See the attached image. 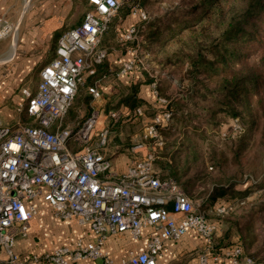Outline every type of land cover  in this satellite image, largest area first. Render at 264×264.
<instances>
[{
    "label": "built area",
    "instance_id": "obj_1",
    "mask_svg": "<svg viewBox=\"0 0 264 264\" xmlns=\"http://www.w3.org/2000/svg\"><path fill=\"white\" fill-rule=\"evenodd\" d=\"M90 9L79 24L63 31L56 39L54 57L39 71L36 90L22 88L25 111L31 123L5 125L0 122V264H25L15 251L18 238H27L30 221L37 214L35 200L45 202L55 219L74 220L87 227L92 239L75 242L73 247L61 246L50 253L33 255L34 262L76 264L82 260H101L115 264L103 250L111 235L128 233L139 239L145 230L151 234L143 251L128 250L116 264H157L164 242L178 241L189 230L197 232L206 248L197 256L198 264H255L245 256L240 244L214 248L212 237L215 222L195 209L193 201L172 179L162 180L155 167L157 152L163 145L160 130L168 126L174 112L166 108L167 101L159 95L156 81L151 82L157 111L142 126L138 141L129 148L130 163L121 174L113 170L106 155L111 127L120 118L110 110L104 124L94 111L73 127L61 126V120L72 105L78 87L87 76H93L107 56L101 38L116 17L123 0H87ZM139 21L146 19L144 11L130 10ZM11 31V25L0 18V39ZM138 25H131L118 39L132 42ZM132 58L123 62L119 74L135 69L139 64L137 50L128 49ZM92 99L99 97L95 85L86 87ZM135 108L134 116L142 115ZM241 128L233 120L232 132L223 138H233ZM232 208L219 204L215 213L222 216Z\"/></svg>",
    "mask_w": 264,
    "mask_h": 264
},
{
    "label": "rangeland",
    "instance_id": "obj_2",
    "mask_svg": "<svg viewBox=\"0 0 264 264\" xmlns=\"http://www.w3.org/2000/svg\"><path fill=\"white\" fill-rule=\"evenodd\" d=\"M32 1L35 2V6H46V3L41 2L44 0ZM53 1L55 2L56 0H50V3H53ZM190 3L191 0H123L117 16L111 20L108 30L102 36L108 37L106 41L108 43L105 45L111 47L109 52L119 53L122 48V54H124V47L126 46L128 49L135 48L137 50L136 56H138L139 67L149 72L145 76L147 84L156 81L159 89L160 81L159 79L157 81L158 77L164 74L165 76L163 77L166 78L167 82H170L174 75V78L179 79L180 82L186 81L188 85L187 89L189 90L190 81L184 75V71H178L174 64H161V61L164 59H162L160 53L170 40L166 30L167 26L176 25L180 23L179 21L187 20L190 17L196 19L197 15L202 13L207 7L205 4H202L197 9L190 11ZM47 5L52 6V4ZM132 8L144 11L146 19L143 22L139 21L136 15L130 13ZM89 9L85 0H74L69 17L73 18V23L75 24ZM9 22L11 31L6 36L10 35L17 25L14 21ZM128 23L137 24L138 29L139 26L140 29L136 39L125 43L121 47L120 44L123 43L117 41L118 39L114 37V29L117 26V29L120 30V24ZM65 29L64 27L57 32L54 36L55 42ZM159 31L164 36L161 46L160 42L155 40L159 36L157 34ZM153 44H156L157 47L154 48ZM166 68H173V72ZM162 69L168 71L161 72ZM156 70L158 71L157 73L155 72ZM34 78L35 76L32 77L33 82ZM80 87H78L68 113L63 118L65 122H70L73 125L78 124L89 115L91 111L90 103L93 102L92 99L84 97L83 90ZM253 95L252 91L249 92V98H246L244 104H242L243 107L250 100L251 113H249L248 107L247 110H240L239 119L244 127V131L233 141L225 140L222 137L225 131L226 133L229 131L232 116L225 115L221 112L220 107H217V113L214 116L216 124L213 130L206 128L202 123L200 124L204 115L195 113L196 116L192 117V120H189V122L193 121V125L200 126V128L194 130L191 126V131L187 133L182 132L181 136H175V133L170 129L174 121H181V114L174 112L172 122L160 130L163 145L158 153L159 157L156 161V167L159 170L160 164L165 165V162L170 164L174 152L173 147H175L176 142L178 144L186 134L190 136L192 132L191 138L197 142V145L200 146L204 153L201 155V159L194 163L197 165L194 167L197 172L187 170L184 175L180 176L178 182L185 190H189L195 209L204 212L208 219L218 222L223 241L227 242L229 239L235 240L238 238L246 251L264 258V128L262 127L263 118H258L253 111V108L255 110L258 109V105L252 97ZM165 96L169 98L170 95ZM153 105L152 109L148 106H145V109L141 107L143 110L141 116H134L132 113L133 108L135 109V107L140 105L129 108V113L126 115L121 116L120 114V118L111 127V134L108 137L109 143L105 150L107 156L110 157L114 153L113 156L123 155L127 157L128 155L131 159L129 148L134 142L138 141L141 135L142 126L144 125L142 124V119L147 118L144 121L147 122L156 113L158 107L156 104ZM210 108L211 106H207V114L211 111ZM118 110V107H114V111ZM105 115L102 116L104 124H112V121L105 118ZM66 118L68 119L67 121ZM167 143H171V145L167 146ZM222 148H232L234 150V154L229 155V161L224 167L218 165L220 161L216 156L210 155V152H214V149L222 150ZM216 166L219 171L215 168ZM223 168L224 171L222 170ZM223 175H229V177L218 178V176ZM193 176H197V182L190 180ZM230 179H233V183L231 181L228 182ZM186 183L192 186L185 187L184 184ZM214 184H219L220 186H214ZM220 203L230 206L232 210L222 216L215 215L214 208ZM50 215L52 216L51 212ZM51 222L55 227L62 223L53 216L51 217ZM24 239L26 238L20 240ZM33 241L37 240L34 239Z\"/></svg>",
    "mask_w": 264,
    "mask_h": 264
},
{
    "label": "crops",
    "instance_id": "obj_3",
    "mask_svg": "<svg viewBox=\"0 0 264 264\" xmlns=\"http://www.w3.org/2000/svg\"><path fill=\"white\" fill-rule=\"evenodd\" d=\"M73 1L56 0L50 3V0H44L41 2L46 3V6H35V2L32 0H0V18L6 22L14 21L17 24L10 35L0 39V122L2 124L14 126L22 122L23 111H18V107L25 103V98L20 90L22 88H28L32 92L36 90L39 71L54 57L56 47L54 36L64 27L67 30L79 24L82 20L81 17L74 24L73 18L69 17ZM85 1L88 8H90L87 0ZM47 4H52V6ZM131 25L133 24H120V30L116 26L114 37L118 39ZM107 40L108 37L104 36L100 42L101 47L107 49L106 59L97 67L93 76L85 78L84 85L80 87L83 90L84 97L89 99L92 98L87 94V86L95 85L99 91V97L92 99L93 102L90 103L91 111L89 115L97 111L103 116L108 111L114 110L113 105L117 104L120 97H125L131 92L133 87L136 91V97L142 101V108L145 109V106H148L152 109L153 104L157 106L152 93L151 82L149 84L145 82V76L149 72L144 71L138 64L132 71L119 74L123 62L130 60L132 54L128 52L127 46L124 47V54H122V48L119 53L109 52L111 47L105 45L108 43ZM120 46L122 47L124 44H120ZM166 69L172 71L173 68ZM166 69H162L161 72ZM33 76H35L34 82L32 80ZM163 76L165 75L162 74L157 78V81L158 79L160 81V92L164 95H170L169 98L174 102H187L189 96L187 82H180L179 79L174 78V75L172 76V81H174L167 82ZM118 108L121 116L129 113V108L124 103L120 102ZM145 119L147 118L142 119V124L146 121ZM62 123L63 126H74L70 122ZM170 127L175 136H181L185 129H191L189 124L182 126L180 120L178 122L174 121ZM113 154L110 157L108 156L113 170L116 174H121L130 163V158L128 155L126 157L123 155L113 156ZM220 204L224 205L223 203ZM34 205L37 214L30 221L29 234L24 240L18 238L19 240L17 239L15 246V251L24 258L25 264H50L34 262L31 260V256L50 253L61 246L73 247L78 240L83 243L91 241L92 235L87 227L77 225L74 220H64L67 221L64 222L58 219L56 220L62 223L55 227L51 222L52 216L48 205L40 199L35 200ZM215 215L217 214L215 213ZM210 221L215 222L218 228L213 235V241L220 244L218 247L223 248L238 243L243 252L245 251L238 238L235 240L229 239L227 242L221 241V229L218 222ZM54 223L56 224V222ZM150 234V230H145L139 239H133L128 233L111 235L107 238L103 250L116 264L128 250L135 252L145 250ZM34 239L37 241L34 242ZM205 248V240L194 230H189L178 241L168 240L164 242L163 249L157 257V264H198L197 256ZM76 264H101V260H82ZM208 264L214 263L210 261ZM224 264H230V262L224 260ZM255 264H264V260L255 261Z\"/></svg>",
    "mask_w": 264,
    "mask_h": 264
},
{
    "label": "trees",
    "instance_id": "obj_4",
    "mask_svg": "<svg viewBox=\"0 0 264 264\" xmlns=\"http://www.w3.org/2000/svg\"><path fill=\"white\" fill-rule=\"evenodd\" d=\"M202 4L207 7L197 15L196 19L190 17L179 21L180 23L176 25L166 27L170 40L160 53L164 59L161 64H174L178 71H184V75L190 81L188 101L174 102L163 95L159 89L158 91L159 95L167 101L166 108L181 114V125L189 124L194 130L200 128L193 125V121L189 122L196 116L195 113L204 115L200 124L213 130L216 124L214 116L217 113V107H220L221 112L232 116L231 123L237 120L241 128L233 138H225V140L233 141L244 131L239 119L240 110H247L248 107L251 113L250 100L242 107L251 91L258 105V109L253 108V111L258 118H263L262 127L264 128V0H191L190 11ZM157 34L159 36H155V40L159 41L161 46L164 36L160 31ZM153 46L157 47L156 44ZM120 102L128 108L142 105V101L136 97L134 87L125 97H120L113 107H118ZM207 106H211L208 114ZM22 116L21 124L31 123L25 111ZM62 122L65 121L61 120V126H63ZM231 123L228 133L232 130ZM189 131L191 129H185V133ZM191 134L190 136L186 134L178 144L174 143L170 164L167 162L164 163L165 165L160 164L158 171L162 180L172 179L181 186L178 180L182 174L184 175L187 170L197 172L194 169L197 165L194 163L201 159L204 151L191 138ZM167 144V146L171 145V143ZM158 153L159 151L157 156ZM210 153L219 159L218 165L224 167L229 161V155L234 154V150L222 148V150L214 149V152ZM215 168L219 171L217 166ZM222 170L224 171V168ZM220 177H229V175L218 176L219 179ZM190 180L198 181L197 176H193ZM230 181L233 183V179L228 182ZM184 185L192 186L187 183ZM182 189L192 200L189 190L183 187ZM213 239L214 237H212L214 248H221L218 247L220 244H216ZM243 254L253 257L255 261L264 260L246 250Z\"/></svg>",
    "mask_w": 264,
    "mask_h": 264
}]
</instances>
